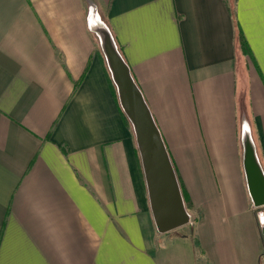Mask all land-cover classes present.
Here are the masks:
<instances>
[{
    "label": "crops",
    "instance_id": "1",
    "mask_svg": "<svg viewBox=\"0 0 264 264\" xmlns=\"http://www.w3.org/2000/svg\"><path fill=\"white\" fill-rule=\"evenodd\" d=\"M101 27L160 132L184 233L157 231ZM247 139L264 174V0H0V264H264Z\"/></svg>",
    "mask_w": 264,
    "mask_h": 264
},
{
    "label": "water",
    "instance_id": "2",
    "mask_svg": "<svg viewBox=\"0 0 264 264\" xmlns=\"http://www.w3.org/2000/svg\"><path fill=\"white\" fill-rule=\"evenodd\" d=\"M103 32V31H102ZM102 47L112 79L117 87L122 110L131 122L140 156L154 223L159 233H167L189 223L178 182L160 132L109 36H102ZM245 170L253 206H264V174L253 155L248 139L245 141Z\"/></svg>",
    "mask_w": 264,
    "mask_h": 264
},
{
    "label": "rangeland",
    "instance_id": "3",
    "mask_svg": "<svg viewBox=\"0 0 264 264\" xmlns=\"http://www.w3.org/2000/svg\"><path fill=\"white\" fill-rule=\"evenodd\" d=\"M99 21H100V23H101L103 26H105L104 17H103L102 15H100V17H99ZM101 29H103V32H101V36L105 37V35H106V30H105L104 27H101ZM99 36H100V35H99ZM97 38H98V35H97ZM97 40H98V42H99V39H97ZM99 45L101 46V54H102V56L104 57V60L106 61V65H107V67H108L107 59H106V54H105V51L103 50V47H102V41H101V44H99ZM248 60H249V58L247 57V61H248ZM108 73H109V75H110V77H111V80H112V83H113V86H114V91L116 92L117 100H118V103H119V105H120V101H119L118 93H117V87H116L115 84H114V81H113V79H112V75H111V71H110L109 67H108ZM120 108H121V105H120ZM121 110H122V108H121ZM122 112H123V114L125 115V113H124L123 110H122ZM125 118L128 120V122H129L130 125H131V122H130L129 119L126 117V115H125ZM131 126H132V125H131ZM184 207H185L186 212H187V206H185V204H184ZM186 226H187L188 228H183V230H181V232L184 231V229H192V228H193V222H192L191 218H189V223H188ZM182 233H184V232H182ZM192 236H193V235H192ZM194 241H195V240H194ZM194 246H196L195 243H194Z\"/></svg>",
    "mask_w": 264,
    "mask_h": 264
},
{
    "label": "trees",
    "instance_id": "4",
    "mask_svg": "<svg viewBox=\"0 0 264 264\" xmlns=\"http://www.w3.org/2000/svg\"><path fill=\"white\" fill-rule=\"evenodd\" d=\"M235 44H236V53L238 55H249V51L247 48V45L244 41V38L239 30L236 31V39H235Z\"/></svg>",
    "mask_w": 264,
    "mask_h": 264
}]
</instances>
